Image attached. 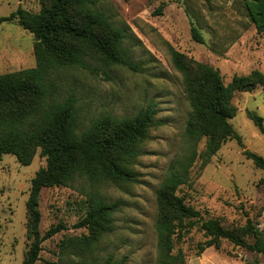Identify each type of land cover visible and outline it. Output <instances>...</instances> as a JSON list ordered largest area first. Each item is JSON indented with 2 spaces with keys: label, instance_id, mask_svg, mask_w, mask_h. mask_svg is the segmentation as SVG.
<instances>
[{
  "label": "rangeland",
  "instance_id": "1",
  "mask_svg": "<svg viewBox=\"0 0 264 264\" xmlns=\"http://www.w3.org/2000/svg\"><path fill=\"white\" fill-rule=\"evenodd\" d=\"M19 6L33 12L42 8L40 0H0V16ZM96 7L114 25L126 29L123 46L138 70L97 60L91 61L98 65L95 72L68 70V83L85 97L83 115L87 120L103 113L131 116L153 102L160 123L149 128L140 144L142 153L132 164L137 181L92 182L77 175L67 185L42 189L40 232L61 228L43 240L35 264H101L108 255L115 260L126 256V264H157L156 223L162 211L157 190L171 166L189 155L192 143L185 132L191 112L187 75L201 74L198 62L219 69L225 82L254 69L264 73V30L251 21L244 0H98ZM192 26L199 29L203 42L193 38ZM36 43L34 33L17 19L4 21L0 73L35 66ZM173 51L182 53L184 71L177 67ZM233 104L237 112L230 122L245 146L228 139L205 165L198 154L178 194L205 217H219L227 228L244 225L250 217L264 231V169L244 153L249 148L264 157V134L247 113H258L264 124V85L237 91ZM206 141L203 137L197 143L198 153ZM45 165L40 148L29 164L14 154L0 159V264H24L32 243L26 202L32 179ZM90 194L118 206L112 215L114 229L87 247L89 229L78 222L90 209ZM199 225L196 222L176 238L175 250H183L187 264H264V253L227 239L198 254V243L207 239Z\"/></svg>",
  "mask_w": 264,
  "mask_h": 264
},
{
  "label": "trees",
  "instance_id": "2",
  "mask_svg": "<svg viewBox=\"0 0 264 264\" xmlns=\"http://www.w3.org/2000/svg\"><path fill=\"white\" fill-rule=\"evenodd\" d=\"M248 15L256 28L264 30V0H244ZM39 12L19 6L5 16L4 21L17 19L37 38L36 65L16 71L0 73V159L3 154H14L23 164H29L38 148L46 157L32 179L26 202L28 234L32 243L25 254L24 264H35L42 242L60 230L61 225L40 232L39 199L42 189L50 185H67L77 175L92 182L109 180L135 182L138 173L132 167L142 153L141 142L148 137L149 128L159 124L156 105L149 102L131 116L117 117L103 113L87 120L83 115L85 97L66 77L70 69L98 70L102 65H123L138 70L137 63L123 46L126 29L114 25L96 7L98 0H40ZM160 7L158 12L161 11ZM192 36L203 42L196 26ZM176 65L185 70L182 53L173 51ZM200 75H187L186 85L191 112L186 123L190 144L189 155L171 166L157 190L162 207L156 223L159 255L157 264H187L181 248L175 250L179 238L196 222L207 239L199 242L197 253L209 246L219 247L222 239L249 250L264 253V231L248 217L237 228H227L219 217H205L200 209L187 203L178 194L180 186L188 182L189 168L201 156L205 165L228 139L242 142L241 135L230 119L236 115L233 97L237 91L251 90L264 85V73L259 69L249 74H236L225 82L219 69L198 62ZM248 116L264 134L263 117L254 111ZM206 137L204 150L197 152V143ZM248 158L264 169V157L244 149ZM199 154V155H198ZM90 209L78 222L89 229L85 245L90 247L114 229L112 215L118 203L89 195ZM251 238V240H248ZM126 256L115 260L108 255L101 264H126Z\"/></svg>",
  "mask_w": 264,
  "mask_h": 264
},
{
  "label": "crops",
  "instance_id": "3",
  "mask_svg": "<svg viewBox=\"0 0 264 264\" xmlns=\"http://www.w3.org/2000/svg\"><path fill=\"white\" fill-rule=\"evenodd\" d=\"M203 258V257H202ZM201 260H203V259H201Z\"/></svg>",
  "mask_w": 264,
  "mask_h": 264
}]
</instances>
